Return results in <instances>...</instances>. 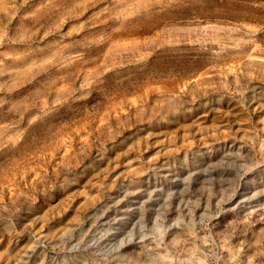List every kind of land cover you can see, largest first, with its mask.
Wrapping results in <instances>:
<instances>
[{"label":"rangeland","instance_id":"374dc122","mask_svg":"<svg viewBox=\"0 0 264 264\" xmlns=\"http://www.w3.org/2000/svg\"><path fill=\"white\" fill-rule=\"evenodd\" d=\"M0 264H264V0H0Z\"/></svg>","mask_w":264,"mask_h":264}]
</instances>
